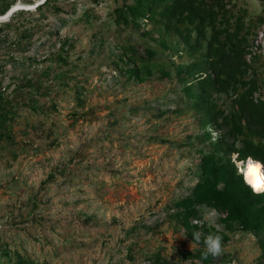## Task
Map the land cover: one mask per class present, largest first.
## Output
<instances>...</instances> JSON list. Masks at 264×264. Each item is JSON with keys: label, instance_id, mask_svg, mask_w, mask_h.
<instances>
[{"label": "rangeland", "instance_id": "rangeland-1", "mask_svg": "<svg viewBox=\"0 0 264 264\" xmlns=\"http://www.w3.org/2000/svg\"><path fill=\"white\" fill-rule=\"evenodd\" d=\"M233 1L236 8L248 7L243 20L263 51L264 24L254 19L259 0ZM120 2L60 0L62 11L44 10L35 26L28 18V12L36 17L35 7L16 18L34 27L25 52L36 55L40 66L51 61L58 38L75 40L70 64L48 76L57 108L50 107L51 98L27 97L40 110L25 107L20 117L26 113L36 128L16 129L13 144L0 141V234L11 248L26 249L49 264H108L124 257L130 242L138 243L136 256L126 264H145L146 251L158 243L164 252L173 251V244L194 246L168 226L167 204L196 179L189 169L198 153L177 144L200 128L184 108L173 110L182 94L175 79L129 81L112 62L128 41L141 51L148 43L160 47L138 30H117L106 13ZM86 7L101 16L91 24L81 19L80 26L75 20ZM263 53L256 65L264 93ZM14 54L21 52L14 49ZM24 65L10 61L7 69ZM78 86L83 97L74 90ZM73 110L82 114L74 117ZM243 165L238 161V170ZM202 214L219 225L212 208L203 207ZM31 215L40 218L33 221ZM157 222L161 233L150 229ZM132 224L139 230L129 231ZM222 248L232 255L227 264H259L258 245L248 233L234 232Z\"/></svg>", "mask_w": 264, "mask_h": 264}, {"label": "trees", "instance_id": "trees-1", "mask_svg": "<svg viewBox=\"0 0 264 264\" xmlns=\"http://www.w3.org/2000/svg\"><path fill=\"white\" fill-rule=\"evenodd\" d=\"M16 1L0 0V14ZM92 1L96 5L100 0ZM259 2L260 10L254 12V19L264 24V0ZM35 9L36 17L28 12L33 26L45 17L44 10L58 13L62 5L60 0H43ZM247 9L246 5L236 8L233 0H121L106 13L119 32L138 30L160 46L159 50L148 43L141 51L128 41L119 45L112 62L129 81L175 79L182 94L173 110L180 112L184 108L200 128V133H188V139L177 144L189 153H198L197 160L192 162L194 168L189 169L196 179L187 192L167 204L168 226L194 246L183 248L173 244V251L164 252L165 246L158 243L146 251L145 264H227L226 256L229 261L232 255L223 248L221 255L202 259L204 238L218 233L223 237V246L234 232L248 233L255 239L258 263L264 264V190H254L238 170V161L248 157L260 161L264 169V93L256 65L264 50L261 51V42L251 36L250 26L243 20ZM29 10L32 9L15 10L8 19L0 20V141L5 139L11 144L16 142V129L24 132L26 126L36 128L26 113L20 117L25 107L40 110L27 97L37 93L51 98L47 102L51 108H57L48 76L70 64L68 55L75 45L71 36L58 38L51 61L40 66L36 55L25 52L34 27L16 20L20 15L27 16ZM100 16L94 7H86L75 21L83 26L81 19L91 24ZM14 49L21 54L15 55ZM19 60L26 65L18 71L7 69L10 61ZM79 87L74 90L83 97ZM75 113L82 114L73 110L74 117ZM154 138L169 140L165 135ZM203 207L216 211L219 225L204 218ZM17 215L24 220L22 213ZM29 218L34 221L40 217ZM159 224L150 226L152 232L161 233ZM139 228L140 225L132 224L128 230L135 232ZM194 231L201 233L200 241L192 238ZM135 245L138 243L130 242L125 256L108 264H126L125 259L133 262ZM0 264L49 261L40 260L26 249L11 248L0 234Z\"/></svg>", "mask_w": 264, "mask_h": 264}, {"label": "clouds", "instance_id": "clouds-1", "mask_svg": "<svg viewBox=\"0 0 264 264\" xmlns=\"http://www.w3.org/2000/svg\"><path fill=\"white\" fill-rule=\"evenodd\" d=\"M42 1L43 0H36V1L32 2V3H23V2L20 3L21 1H16L14 4H12L8 8V10L5 13L0 14V16L7 15V17H8L15 10H18V9H21V8L36 7ZM7 17H5V18H7ZM262 168H263V166H262ZM240 171L243 173V177H244L243 170L240 169ZM246 182H248V181H246ZM192 238L194 240H196V241H200V239H201V233L199 231H194L192 233ZM222 240H223V237L220 234H218V233H214V234L207 235L204 238L205 250L201 253L202 259H207L209 256L217 257V256L221 255L222 254V251H223V249H222Z\"/></svg>", "mask_w": 264, "mask_h": 264}, {"label": "bare ground", "instance_id": "bare-ground-1", "mask_svg": "<svg viewBox=\"0 0 264 264\" xmlns=\"http://www.w3.org/2000/svg\"><path fill=\"white\" fill-rule=\"evenodd\" d=\"M243 163L242 170L245 173L246 180L254 190H261L264 187V169L262 168V163L251 157L245 159Z\"/></svg>", "mask_w": 264, "mask_h": 264}, {"label": "water", "instance_id": "water-1", "mask_svg": "<svg viewBox=\"0 0 264 264\" xmlns=\"http://www.w3.org/2000/svg\"><path fill=\"white\" fill-rule=\"evenodd\" d=\"M5 17H7V15L0 16V18H5ZM244 178H245V180H246L245 173H244ZM246 181H247V180H246Z\"/></svg>", "mask_w": 264, "mask_h": 264}]
</instances>
